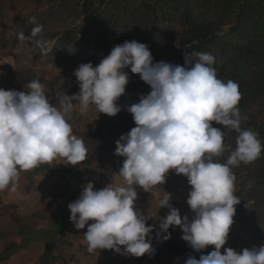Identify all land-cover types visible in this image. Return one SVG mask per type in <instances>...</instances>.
Here are the masks:
<instances>
[{
	"label": "clouds",
	"instance_id": "obj_1",
	"mask_svg": "<svg viewBox=\"0 0 264 264\" xmlns=\"http://www.w3.org/2000/svg\"><path fill=\"white\" fill-rule=\"evenodd\" d=\"M30 23L35 25L30 33L33 42L48 52L51 42L36 39L42 25L36 17ZM19 39L24 40L25 35L20 33ZM215 63V56L203 51L185 55L183 66L154 62L145 43L126 40L95 66L92 62L78 65L73 74L79 92L64 95L59 108L49 103L38 79L27 84V91L0 88V190L10 184L15 187L20 171L42 163L57 158L70 165L82 162L87 148L83 139L73 134L67 118L74 107L72 101L79 102L81 114L95 106L99 113L115 116L122 107L117 101L129 82L125 69L130 68L151 91L124 106L136 126L116 141L115 154L124 157L118 171L123 183L96 189L89 181L68 204L74 227L87 226V251L109 249L135 257L153 253L147 237L154 225L147 221L154 216L136 207V188L148 192L164 184L171 169L187 178V204L193 215L191 219L182 217L170 203L171 193L165 192L158 207L169 211L159 223L160 230L166 233L170 226H179L181 238L197 252L214 245L199 259L189 255L185 264H264V244L240 251L227 247L221 252L234 222L235 205L241 200L234 194L232 168L258 159L262 144L258 133L242 129L239 86L230 79L217 78ZM213 122L238 133L234 149L225 144L226 131ZM225 151L229 152L226 161L218 162L216 158Z\"/></svg>",
	"mask_w": 264,
	"mask_h": 264
},
{
	"label": "rangeland",
	"instance_id": "obj_2",
	"mask_svg": "<svg viewBox=\"0 0 264 264\" xmlns=\"http://www.w3.org/2000/svg\"><path fill=\"white\" fill-rule=\"evenodd\" d=\"M84 1L87 11L82 14ZM134 5L123 0H0V88L27 91V84L38 79L44 85L49 103L59 108L64 95L79 92L73 74L78 65L92 62L95 66L115 45L126 40L145 43L154 62L176 64L175 60L180 59L177 38L182 25L174 19L175 14L153 34L144 20L138 21ZM32 17L42 25L36 39L51 42L46 53L30 37L35 26L30 23ZM226 28L219 34H224ZM20 33L25 35L24 40L19 39ZM210 53L215 58L225 56ZM125 71L129 82L117 101L122 107L115 116L99 113L95 106H89L81 114L79 102L72 101L74 107L67 118L73 134L82 138L87 148L82 162L70 165L57 158L42 163L20 171L15 187L10 184L0 190V264H168L148 253L141 257L109 249L89 253L84 239L87 226L78 230L70 220L68 204L79 197L87 182L92 181L96 189L109 183H123L118 171L124 157L115 154L116 141L136 126L124 106L138 102L140 94L151 91L139 74L131 73L130 68ZM240 113L241 118L260 122L264 103L254 101ZM213 126L226 131L223 125L213 122ZM236 137L227 130L225 144L234 149ZM99 144L101 148L97 149ZM228 155L225 151L216 159L224 163ZM232 171L236 176L234 194L241 200L235 205L234 222L221 250L231 247L240 251L264 244V144L258 159L249 164L241 162ZM136 190V207L154 216L151 221L160 222L168 214V208L158 207V200L165 192L171 193L170 203L181 215H193L187 204L190 185L175 170H169L164 184L148 192L139 186ZM209 248L214 249V245ZM189 255L195 256L186 254L181 264H185Z\"/></svg>",
	"mask_w": 264,
	"mask_h": 264
},
{
	"label": "trees",
	"instance_id": "obj_3",
	"mask_svg": "<svg viewBox=\"0 0 264 264\" xmlns=\"http://www.w3.org/2000/svg\"><path fill=\"white\" fill-rule=\"evenodd\" d=\"M123 1L135 4L138 21L144 20L153 34L161 25L169 23L171 14H175L174 19L182 25L177 38L180 48V59L175 60L177 65H184V56L197 51L224 54L222 58H216L213 66L217 78L225 82L230 79L238 84L241 99L237 107H241L240 111L257 100L264 103V0ZM86 11L84 1L81 12L85 14ZM223 27H227L226 32L219 34ZM241 127L258 133V139L264 144V115L260 122L242 118ZM231 131L238 135L234 130ZM100 132L99 127V137ZM100 148L101 144L97 146V149ZM66 170L70 171V168L66 166ZM159 223L147 221V224L154 225L147 237L154 249L153 253H148L153 259L168 261V264H181L186 254L199 258L201 254L213 250L207 246L197 252L181 238L182 229L179 226H170L165 233L160 230ZM169 233V238L164 239Z\"/></svg>",
	"mask_w": 264,
	"mask_h": 264
}]
</instances>
